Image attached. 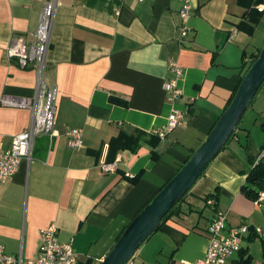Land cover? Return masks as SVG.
I'll use <instances>...</instances> for the list:
<instances>
[{"label":"crops","instance_id":"obj_1","mask_svg":"<svg viewBox=\"0 0 264 264\" xmlns=\"http://www.w3.org/2000/svg\"><path fill=\"white\" fill-rule=\"evenodd\" d=\"M45 0H0V97L32 96L33 66L8 57L12 37L32 39ZM188 34L179 39L181 0H56L44 80L57 91L56 135L35 138L31 160L0 183V243L5 253L34 258L39 230L55 223L72 241L77 264H98L117 235L203 141L225 109L246 65L264 44V2L252 33L237 0H190ZM261 39L253 43L259 28ZM235 30L232 38L230 34ZM168 59L183 72L174 105L162 84L173 78ZM264 82L232 138L209 162L178 211L145 239L132 264H194L208 243L215 210L226 227L264 225V201L240 191L251 168L264 160ZM112 99H118L116 102ZM175 106L183 119L164 139L151 130ZM30 110L0 102L5 145L25 129ZM83 130L71 149L66 131ZM139 136L135 151L109 148L121 133ZM113 164L103 170L102 164ZM260 192V191H259ZM214 205H207L206 197ZM226 264H264V239L246 235Z\"/></svg>","mask_w":264,"mask_h":264},{"label":"built area","instance_id":"obj_2","mask_svg":"<svg viewBox=\"0 0 264 264\" xmlns=\"http://www.w3.org/2000/svg\"><path fill=\"white\" fill-rule=\"evenodd\" d=\"M142 1V0H139ZM56 0H45L39 15L32 39L27 41L23 36L12 37L6 52L10 58H16L21 67L33 66L36 73V88L32 96L10 97L2 95L0 102L4 105L23 107L30 110L31 116L28 126L12 135L10 144L5 145L0 137V183L10 179L18 170L21 161L28 163L31 160L34 140L39 135H56L54 119L56 113V88L49 86L44 80L46 68V52L50 44V32L55 13ZM190 0H181L179 17L181 20L179 39L188 34V21L191 15ZM235 30L229 38L233 37ZM169 70L174 76L163 82L162 87L167 93L168 100L174 105L181 97L182 91L177 79L182 75V68L173 59H168ZM183 111L173 106L166 122L160 127L151 130L153 135L164 139L169 132L178 126L183 119ZM67 144L71 149L82 146L83 130L79 127L69 128L66 131ZM113 164H102L103 170H110ZM257 204L264 201V191L258 193L255 199ZM207 205H214L213 197L205 199ZM227 215L223 210H215L207 226L208 243L202 258L194 264H226L229 257L241 249L243 238L254 234L264 239V225L240 224L226 227ZM0 264H77V256L73 250L72 241L62 242L58 238V229L55 223H50L39 230V243L34 258L23 259L21 255L14 257L5 253L0 243ZM125 264H132L129 259Z\"/></svg>","mask_w":264,"mask_h":264},{"label":"water","instance_id":"obj_3","mask_svg":"<svg viewBox=\"0 0 264 264\" xmlns=\"http://www.w3.org/2000/svg\"><path fill=\"white\" fill-rule=\"evenodd\" d=\"M264 82V44L211 130L176 173L129 221L98 264H125L167 212L184 196L224 147Z\"/></svg>","mask_w":264,"mask_h":264},{"label":"trees","instance_id":"obj_4","mask_svg":"<svg viewBox=\"0 0 264 264\" xmlns=\"http://www.w3.org/2000/svg\"><path fill=\"white\" fill-rule=\"evenodd\" d=\"M264 2V0H237V3L239 5H241L242 7H244L246 10H245V13H244V19L246 21H241L239 23V27H242V26H245L246 30L248 33H252L253 31V25L256 24L261 16V12L258 11L256 8H255V5L257 4H260ZM260 48L257 50V52L252 55V59L250 60V62L246 65L245 67V71L247 70V68L249 67L250 63L256 58L258 52H259ZM244 71V72H245ZM242 78V77H241ZM241 80V79H240ZM240 83V81H239ZM238 83V84H239ZM237 84V86H238ZM237 86L235 87L234 91L232 92V95L230 97V99L228 100V102L226 103V106L225 108L227 107V105L229 104V102L231 101L236 89H237ZM116 102H120L118 99H112ZM252 103V101H251ZM250 103V105H251ZM249 105V106H250ZM249 108V107H248ZM241 121V120H240ZM240 123V122H239ZM239 123L236 125L234 131L232 132L230 138L228 139V141L232 138V136L234 135L235 133V130L236 128L238 127ZM261 127L264 129V121L261 123ZM141 132H137L136 135H126L124 133H121L116 139L112 140L113 142H111L109 144V148L110 147H114L115 146V150L117 148H129L130 150L132 151H135L137 146H138V140H139V136H141ZM157 139H159L156 135H154ZM227 141V142H228ZM226 142V144H227ZM225 144V145H226ZM224 145V147H225ZM223 147V148H224ZM187 160V159H186ZM182 166V165H181ZM180 166V167H181ZM179 167V168H180ZM178 168V169H179ZM204 172V171H203ZM202 175V174H201ZM166 183V182H165ZM164 183V184H165ZM163 184V185H164ZM162 185V186H163ZM161 186V187H162ZM160 187V188H161ZM159 188V189H160ZM240 191L243 195H245L246 197L252 199V200H255L258 196V193L259 191H264V160H259L257 163L254 164V166L251 168V170L248 172L247 176H246V180L244 182V184L241 186L240 188ZM157 193V192H156ZM155 193V194H156ZM186 195V194H185ZM184 196H182L179 201L167 212V214L162 218V220L158 223V225L156 226V228L153 230V232H155L156 230H158L161 225L163 224V222L169 217L171 216L172 214L174 213H179L178 211V208H179V204L180 202L184 199ZM210 195H208L209 197ZM207 198V197H206ZM152 199V198H151ZM150 199V200H151ZM149 200V201H150ZM148 201V202H149ZM147 202V203H148ZM146 203V204H147ZM145 204V205H146ZM126 227V226H125ZM124 227V228H125ZM124 228L120 231V233L117 235L115 241L117 240V238L119 237V235L121 234V232L124 230ZM152 232V233H153ZM151 233V234H152ZM150 234V235H151ZM149 235V236H150ZM148 236V237H149ZM147 237V238H148ZM146 238V239H147Z\"/></svg>","mask_w":264,"mask_h":264},{"label":"rangeland","instance_id":"obj_5","mask_svg":"<svg viewBox=\"0 0 264 264\" xmlns=\"http://www.w3.org/2000/svg\"><path fill=\"white\" fill-rule=\"evenodd\" d=\"M262 27H263V26H261V27L259 28L258 32L256 33V35L253 36V43H258V42L260 41V39H261V30H262ZM262 46H263V45H262ZM263 87H264V85H263Z\"/></svg>","mask_w":264,"mask_h":264}]
</instances>
